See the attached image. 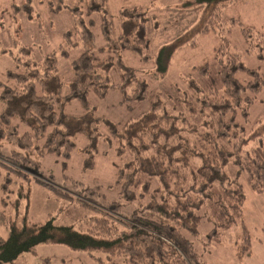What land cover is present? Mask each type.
I'll return each instance as SVG.
<instances>
[{"label": "trees", "instance_id": "trees-1", "mask_svg": "<svg viewBox=\"0 0 264 264\" xmlns=\"http://www.w3.org/2000/svg\"><path fill=\"white\" fill-rule=\"evenodd\" d=\"M107 1L84 0L83 9L71 8L73 27L63 32L61 53L66 56L70 48L79 44L81 51L70 61L73 73L67 92L61 93L62 80L54 52L38 59L27 57L21 71L9 70L8 82L0 81V150L7 145L12 154L9 159L0 155V167L4 168L0 190L12 191L9 184L15 182L13 176L47 185L41 181L39 163L31 168L34 160L29 152L39 157L47 153L68 157L78 135L86 140L83 166H92L101 134L89 92L102 97L114 87L122 91L126 100L142 101L151 96L147 80L123 59L126 50L142 59L150 56L146 12L142 7L125 6L113 20ZM229 1L192 0L187 5H203V20L208 6L218 4L224 8ZM82 11L88 18L83 19ZM237 22L246 38L248 30ZM199 25L181 34L180 44L187 42L184 38L190 33L198 32ZM98 26L103 38L96 45L94 30ZM209 26L205 21L201 32ZM226 44L221 42L215 48L222 52L213 57L218 68L212 70L209 61H204L196 67L201 83L190 81L194 97L184 99L183 105L189 112V104L195 102L198 108L191 110L197 111V119L180 108L178 113L169 112L165 101L157 96L146 110L121 127L105 121L109 130L103 137L110 140L111 133L117 141V155L127 156L115 164V178L109 189L116 187L125 201L148 196L142 213L122 215L119 210L123 204L116 201L97 208L86 200H76L79 207L92 211L87 217L83 215L86 212L82 213V220L90 223L82 225L74 216L75 209L68 211L69 221L55 223L51 217L44 222H30L23 217L20 224L0 211V223L8 228L6 237L0 235V264H16L21 253L44 242L63 243L88 254L99 253L104 259L91 256L98 264H205L183 234V230L192 236L197 234L202 219L199 211L210 212V241L219 242L221 232L239 220L245 229V181L253 191L264 192V122L251 120L247 110L264 85V71L259 73L245 66L239 54L228 50ZM169 46L177 45H163L156 57L163 70L167 68ZM22 49L24 52L33 47ZM115 70L119 71V80L111 83L110 73ZM72 99L79 100L82 106L75 115L64 111ZM187 129L195 137L193 144L186 143L181 135ZM179 139L183 146L176 142ZM20 154L24 155L21 160L16 157ZM191 158L199 159L195 167L188 164ZM230 162L235 167L232 173L226 169ZM180 166L189 167L186 179L180 174ZM19 186V195H28L29 187L24 188L22 183ZM50 263L46 256L39 264Z\"/></svg>", "mask_w": 264, "mask_h": 264}, {"label": "rangeland", "instance_id": "rangeland-1", "mask_svg": "<svg viewBox=\"0 0 264 264\" xmlns=\"http://www.w3.org/2000/svg\"><path fill=\"white\" fill-rule=\"evenodd\" d=\"M188 1L192 2V0L107 1L106 7L113 20L117 19L119 9L125 6L142 7L146 12L148 18L146 34L149 38L147 52L150 56L142 59L132 51L126 50L123 52V59L127 65L135 68L139 77L147 80L151 96H147L142 101L126 100L122 91L114 87H110L102 97L92 91L89 92L88 99L94 108V115L99 118L101 134L98 137L92 166H83L86 155L83 146L86 140L81 135L76 136L75 148L68 157L50 153L39 157L29 152L34 160L31 168L39 163L41 181L47 185L13 176L15 182L9 184L12 191L0 190L1 212L10 215L19 224L23 217L30 222H44L53 217L54 222L57 223L62 220L69 221L68 211L72 209V213L75 209L74 216L82 225L90 224L88 220L86 222L82 220V213L86 212L83 215L87 217L92 211L79 207L78 200V202L86 200L97 208L112 201L122 203L119 210L122 215L143 212L145 203L149 201L148 196L125 201L116 191V187L114 190L109 189L115 178V164L121 163L127 156L117 155V141L111 133L110 140L103 137L109 130L105 121L109 120L117 127H121L125 121L136 118L146 110L157 96L165 101L164 104L167 105L169 112L178 113L180 108L191 115L192 119H197V111L191 110L198 108L197 104L191 102L188 106L191 112H188L183 102L186 98L194 97V91L189 85L190 81L201 83V74L196 71L198 65L208 60L210 69L218 68V62L214 61L213 57L217 58L222 53L215 50L221 42L227 43L228 50L236 51L245 66L255 68L259 73L264 71V0H230L225 3L224 8L212 4L204 12L203 20L201 16L204 6L187 5ZM83 2L84 0H0V81L8 82L9 70L21 71L27 57L38 59L42 54L54 52L62 80L61 93L67 92L73 73L70 61L79 54L81 45L70 48L68 54L64 56L60 44L63 32L73 27L71 8L83 9ZM81 16L83 19L88 18L83 11ZM238 20L248 30L249 35L246 38L242 35ZM205 21L210 26L206 31L201 32ZM197 24H200L196 30L198 32L190 33L184 38L187 42L180 44L181 34ZM249 26L251 28H247ZM94 31L95 44L99 45L103 38L101 27L98 26ZM171 42L177 46L167 47V52H170L167 57V68L163 70L157 65L156 57L160 48ZM24 47H33V50L27 49L22 52L20 48ZM118 80L119 71L111 72L110 82L116 83ZM81 107L79 100L72 99L65 105L64 111L75 115L81 112ZM247 108L251 120H260L261 124L264 122V85ZM181 135L186 143L195 142L192 131L184 130ZM176 142L183 146L180 139ZM0 155L3 158H11L12 154L9 153L7 145L0 150ZM16 157L21 160L24 155L20 154ZM198 163V158H191L188 164L195 167ZM188 168L182 166L179 168L183 179L189 176ZM234 168L231 162L226 166L228 173H232ZM3 169L0 167V183L4 176ZM19 182L24 188L29 187L28 195H19ZM5 184L7 187V181ZM85 187L89 190H85ZM53 188L59 189L66 196L59 194ZM244 191L242 220L245 229L239 220L221 232L219 242L210 241L208 233L213 225L210 221L211 215L209 211L203 213L201 210L198 212L202 219L198 224L197 234L192 236L183 230V234L190 239L199 258L205 264H264V192L253 191L246 181ZM16 198L19 200L15 203ZM0 235L2 237L8 235V228L2 223H0ZM98 254H88L63 243L44 242L37 244L32 251L21 253L15 259V263L39 264L48 256L50 264H98L91 257L101 256Z\"/></svg>", "mask_w": 264, "mask_h": 264}]
</instances>
